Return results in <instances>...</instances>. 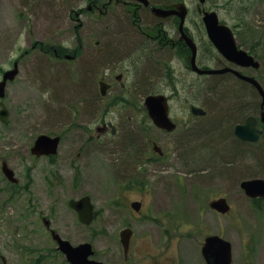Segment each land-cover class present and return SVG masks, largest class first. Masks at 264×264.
Returning <instances> with one entry per match:
<instances>
[{"label":"rangeland","instance_id":"rangeland-1","mask_svg":"<svg viewBox=\"0 0 264 264\" xmlns=\"http://www.w3.org/2000/svg\"><path fill=\"white\" fill-rule=\"evenodd\" d=\"M152 1L160 6L185 2L190 9L191 20L199 18L193 11L199 0ZM82 4L85 8L88 2L85 0ZM204 4L208 9L215 10L228 25H240L243 26L241 30L248 31L249 39L246 41L248 44L256 42L254 52L264 71V0H205ZM79 5L81 0H2L0 6V75L1 71L10 67L8 64L12 59H18L19 63L17 80L14 78L7 82L5 95L1 98L11 110L9 122L1 129H13L11 133L19 136L15 137L17 141H12L11 135L7 139L0 133V165L3 159L6 160L18 180L17 183L8 181L0 170V264H33V256L37 254L43 256L41 264H64V256L54 249L50 240L46 247H41L48 242V238L40 230L36 216L40 211L52 212L53 224H67L62 230L71 233V241H79L83 236L67 202L70 198L83 195H89L94 206L104 211L101 215L105 214L104 219L99 218L104 232L92 241L97 260L102 264H133L123 260L117 236L122 222L111 220L107 204L115 194L111 186V169H122L128 163V159L122 160V153L128 155L131 152L127 143L130 137H134L133 130L137 127L131 118L125 116L122 124L128 126L127 133L123 135V131H119L115 141L107 134L101 135L99 141L82 139L83 134L89 135V131L95 138V125L109 119L119 121V115L115 111L96 110L93 98L80 86L82 63H98L97 59L103 58L101 51H107L113 40V31L110 14L98 18L94 13L85 12L77 20L72 11ZM131 7L110 6L109 9ZM96 19L100 21L96 22ZM143 19L150 25L156 24L149 13L143 12ZM76 24H79L77 29L74 28ZM96 41L100 42L98 50L94 49ZM46 48L60 49L61 55L54 57L52 52L46 53ZM65 54L77 58L71 60ZM104 60L106 63L100 66L108 64L109 60ZM162 73L155 57L148 56L143 60V98L151 89H160L171 95V117H178L180 111L181 115L184 114L185 100L194 98L199 106L207 110L206 116L194 118L196 125L201 122L238 121L246 111L252 110L251 101L258 102L254 92L246 88L243 89V94L247 91L246 97H220L216 93H206L205 97L192 96L181 91L187 88L185 81H177L170 71L165 74L164 81ZM83 77L85 83L88 80L91 82V74H84ZM206 83L210 84V81L204 84L196 81V87L203 88ZM226 86L240 88L235 81H227ZM177 87L180 93L172 96ZM85 100H88V105ZM242 102L248 105L246 110L239 111L241 106L238 104ZM235 107L237 112L233 110ZM22 121L27 127L19 130L17 126ZM225 125L228 126L227 139L212 143L206 139L197 140L188 152L187 148L178 152L175 147L170 148L163 168L159 167L160 162L143 160V168L148 169V190L154 191L152 199L159 205L165 204V192H170L166 207L169 210L178 207L182 223L200 224L201 219L203 222L199 226L214 231L219 228L220 220L208 203L211 198L224 196L231 210L227 214L223 234L231 241L233 253L245 257L256 254V264H264V198L252 201L239 187L240 181L245 178H264V139L257 144H238L234 142L230 130L233 124ZM30 129L31 132L39 130L65 135L53 161L46 158L36 162L31 160L29 146L36 133L32 136ZM72 141L78 144L69 152L68 144ZM220 150L219 159H212L208 153L220 154ZM181 155H186L190 164L184 163ZM69 163L78 166L79 175L74 173ZM130 163L129 167H133ZM34 164L39 170L33 175L31 166ZM156 168L163 171L156 172ZM190 168L205 171L196 174L190 172ZM128 195L137 198L135 193ZM134 228L138 235L135 255L140 258L143 248L137 245L142 238V226L136 223ZM135 264H143V260H137Z\"/></svg>","mask_w":264,"mask_h":264},{"label":"flooded vegetation","instance_id":"flooded-vegetation-1","mask_svg":"<svg viewBox=\"0 0 264 264\" xmlns=\"http://www.w3.org/2000/svg\"><path fill=\"white\" fill-rule=\"evenodd\" d=\"M84 1L81 0V5L74 8L72 14L77 20H80L85 12L94 13L98 18L110 14L113 40L110 41L107 51H101L102 56L105 54L106 56L100 58V60L97 59L98 63H82L79 83L83 87V91L86 89V92L93 98L96 110L115 111L119 115V121L109 119L107 122L99 123L94 127V131H96L95 138L90 135L92 132L89 131V135L85 136L83 134L82 139L99 141L101 135L107 134L112 138V141H115L119 137V131L122 130L123 135L127 133L128 126L122 124L126 120L125 116L126 118H131L137 127V130H133L134 137H130L127 143L131 152L128 155L122 153V160L128 159V163L122 169L118 170L117 168L114 169V167L111 169V186L115 189V194H112L107 204L108 216H110L111 220H121L122 222L120 231L125 228L130 229L129 245L126 254L122 253L123 260L129 263L131 261L133 264L137 260H143V264H209V262L213 261L204 258L201 247L204 239L209 235H218L226 239L223 230L226 229L228 212L219 213L210 209L220 220L219 228L215 231L205 226H199L203 222L201 219L199 220L200 224H194L189 221L182 223L181 219H179L178 207L172 210L166 207L170 199V192H165L164 205H159L152 199L154 198V195H152L154 191L152 189L148 190L146 180L148 169L143 168V160L149 162L160 161L162 164L159 167L163 168V162L169 156L170 148L175 147L174 149L177 152L187 148L188 152L190 151L189 147H194L197 140L206 139L212 143L215 140L227 139L228 126L225 124H233L230 129L233 134L235 124H242L247 116L252 115L259 119V104L257 111L255 109L251 110L242 120L201 122L196 125L194 118L206 115L197 116L192 114L191 107L193 105L199 106V103L194 98H191L186 99L184 102L183 108L186 109L184 114L181 115L180 111L178 117H171L176 123L173 130L168 131L157 127L155 124H147V110L143 106V60L148 56L155 57L162 69V79L164 81L165 74L170 71L175 74L177 81H185L187 83V88L181 91H186L192 96L200 95V97H205L206 93H216L220 96H243V91L227 87V81H235L239 84L244 83L248 87V91H253V86L249 82L243 81L236 74V71L241 75L255 78L259 82L263 80L261 85L264 88V71L261 70V65L259 68L252 65H242L238 61L225 56L213 46L202 23V12L210 10L204 4L205 0H199V3L195 4L193 11L198 14V20H191L190 9L187 7L182 32L179 30L180 19L176 15L157 17L151 14L148 6L135 0H86L88 5L85 8L82 6ZM149 2L150 5L160 6L152 0H149ZM177 3L174 2L162 7L175 8ZM1 5L2 0H0ZM108 6L132 7L117 10L109 9ZM143 12L149 13L156 21V24L150 25L146 22L143 19ZM99 21L100 19H96V22ZM79 24L81 25V23ZM79 24H76L74 28L77 29ZM242 27L240 25L231 26L237 49H245L248 54L260 62L254 52V48L248 47L243 43L244 33L247 31L241 30ZM188 40L195 44L193 46L195 49L194 55L193 50L187 43ZM99 43L96 41L95 45ZM79 48H81L80 45ZM94 49L98 50V46H94ZM76 58L74 55L70 59ZM104 58L108 59L109 62L107 65L100 66L99 64L106 63ZM83 71H87L86 73L84 72L86 75L88 73L92 75L90 83L88 82L89 80L85 83ZM196 81H201V84L210 81V84L206 83L203 88H197ZM101 82L104 93H102L100 88ZM212 85L215 87H212ZM178 92L179 87L172 92V96L178 95ZM150 93H164V91L151 89L146 92L145 96ZM167 96L171 97V95ZM84 102L88 105V100ZM233 110L236 112V108ZM127 123L130 124L128 121ZM258 126L264 130V124L259 122ZM59 136L60 146L65 135L59 134ZM234 138V142H247L237 139L235 136ZM248 143L254 144L252 142ZM77 144V141L70 142L68 151H73V146ZM208 153L212 155V159H219L221 156V150L220 154H214L211 151ZM30 155L32 157L31 160L35 162L40 158H46L51 161L54 159L50 155H37L36 153H30ZM181 157H183L186 164H190V159L186 155H181ZM130 161L133 167H129ZM69 167H73L74 173L78 172L77 174L79 175L77 165L69 163ZM31 170L34 175L39 168L37 169V165L34 164L31 166ZM154 170L156 172L163 171L159 168ZM128 193H135L137 198H131ZM222 197L224 196L219 195L216 198ZM216 198H211L210 201ZM253 200H260V198H254ZM69 208L75 221L79 223L80 234L83 237L80 240L78 239L79 241H71V233L68 230H62L67 227V224L63 225L62 222L53 224L52 212L40 211L36 216L39 228L48 238V242L41 247H46L50 240L54 249L61 254L55 239V236L58 235L72 245L89 242L92 249H94L92 241L104 232L99 221V218L104 219L105 214L101 215L104 211L102 212L100 207L94 206L92 203L90 220L88 223H83L79 219V212L70 206ZM84 214L85 211L82 215L84 216ZM218 214L221 216H218ZM136 223L142 226V238L137 245V247L143 248V256L140 258L135 255L137 250L134 248L138 237L134 228ZM74 230L78 231L77 228H74ZM189 240L192 242L189 243ZM46 253H48L47 250ZM230 253V264H256L257 262L256 254L252 257H245L242 254H234L233 248H231ZM42 260L43 256L40 254L33 256L32 259L33 264H41ZM215 262L228 264L224 258H217ZM64 263L66 264V262Z\"/></svg>","mask_w":264,"mask_h":264},{"label":"water","instance_id":"water-1","mask_svg":"<svg viewBox=\"0 0 264 264\" xmlns=\"http://www.w3.org/2000/svg\"><path fill=\"white\" fill-rule=\"evenodd\" d=\"M144 4L148 5L147 0H139ZM153 13L158 16H167L173 13H176L181 18L180 26L182 25V19L185 14V9L183 6H179L178 9H163L158 7H151ZM203 22L207 28V33L209 38L213 42V44L220 50L221 53L225 54L229 58H233L239 63H243L245 65L252 64L258 67L259 63L255 61L250 55H247L245 51L238 50L236 51L235 44L233 41V37L231 34L230 28L225 24H219L217 14L215 11H206L203 14ZM16 73V69L7 71L3 76V81L0 82V96L3 95V85L6 78H12ZM244 79L251 82L254 87L258 90L261 95V103H260V120L264 122V91L261 88L259 83L248 77H244ZM145 105L147 106L148 113L152 118L153 122L159 126L166 127L167 129L173 128V122L167 116V100L164 95H149L145 98ZM192 112L195 114H203L205 113L203 109L199 107H192ZM6 112L4 109L0 111V118L3 120ZM235 135L244 140L257 141L259 137L263 135V130L257 127V119L253 116H249L246 118L243 124L237 125L235 127ZM58 142V137H49L47 135L41 134L37 137L35 141L34 147L39 152L42 153H54L55 147ZM2 170L5 175L12 181H15V178L12 176L13 172L10 170L5 163L2 164ZM240 186L244 190V192L251 197L262 196L264 197V179L263 178H252L243 180L240 183ZM88 197L85 196L79 200H70L71 206L76 208L77 210H85L89 211L90 206L87 204ZM212 206L216 207L220 211L224 212L228 209V205L225 202V199H220L214 201ZM216 237H208L205 239V243L202 247L203 253L205 256L211 257L214 256L211 253V249H215V243H217ZM220 239V238H219ZM221 244L218 246L221 251L223 250L222 257L229 259V250L230 243L226 240H219ZM60 248L63 252L66 253L67 258L73 264H101V262L88 259V255L91 253L89 248L90 245L88 243L80 244L76 247H71L67 241H59ZM121 243L126 250L128 244V231L124 230L121 233ZM226 253V255H224ZM219 256V255H215Z\"/></svg>","mask_w":264,"mask_h":264}]
</instances>
